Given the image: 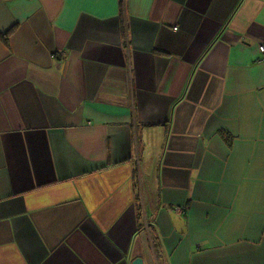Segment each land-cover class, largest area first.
<instances>
[{
  "label": "crops",
  "instance_id": "0c3cea01",
  "mask_svg": "<svg viewBox=\"0 0 264 264\" xmlns=\"http://www.w3.org/2000/svg\"><path fill=\"white\" fill-rule=\"evenodd\" d=\"M263 44L264 0H0V264H264Z\"/></svg>",
  "mask_w": 264,
  "mask_h": 264
},
{
  "label": "water",
  "instance_id": "95a60500",
  "mask_svg": "<svg viewBox=\"0 0 264 264\" xmlns=\"http://www.w3.org/2000/svg\"><path fill=\"white\" fill-rule=\"evenodd\" d=\"M132 264H143V260L141 258H136Z\"/></svg>",
  "mask_w": 264,
  "mask_h": 264
},
{
  "label": "built area",
  "instance_id": "2783aa9c",
  "mask_svg": "<svg viewBox=\"0 0 264 264\" xmlns=\"http://www.w3.org/2000/svg\"><path fill=\"white\" fill-rule=\"evenodd\" d=\"M260 50H261L263 57H264V44L260 47ZM178 210L182 211L183 209L179 208Z\"/></svg>",
  "mask_w": 264,
  "mask_h": 264
}]
</instances>
